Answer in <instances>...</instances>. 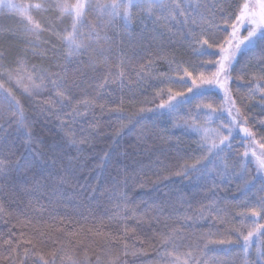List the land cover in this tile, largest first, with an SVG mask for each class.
<instances>
[{"label": "trees", "instance_id": "16d2710c", "mask_svg": "<svg viewBox=\"0 0 264 264\" xmlns=\"http://www.w3.org/2000/svg\"><path fill=\"white\" fill-rule=\"evenodd\" d=\"M13 2L28 11L22 15L19 10L0 9V161L6 164L5 172L0 174V264H241L240 248L233 245V250L225 253L220 249L229 246L210 241L240 237L242 244L241 232L247 235L257 224L264 225V216L241 215L250 208L260 210L264 201V185L259 179L248 191H241L245 179L257 176L249 154L242 156L249 142L241 134L233 137L231 148L214 166L209 165L215 169L210 176L197 179V174L172 175L181 165L192 164L205 155L201 137L188 126L193 122L198 127L210 125L209 109L198 105L212 104L223 109L218 112L219 122H231L224 93L213 88L198 89L185 76V69L193 78L214 70L203 61L217 59L218 49L200 48L188 34L194 30L199 35L203 29L210 42L223 41L228 33L219 13L211 24L193 25L191 20L185 24L183 17L179 22L165 21L166 13L158 6L149 18L147 5L137 4L130 9L133 19L128 27L120 19L106 26L108 16H101L95 8L98 0H89L79 31L87 36L96 26L99 43H92L79 57L66 60L63 36L66 27L70 30V18H61L57 0ZM199 3L226 5L227 0ZM36 4L42 8L37 9ZM28 17L42 30L31 31ZM242 34H246L243 29ZM21 65L29 71L35 68L36 82L43 75L47 86L33 94L26 93V77L22 85L16 83V69ZM262 67L264 42H259L256 48L238 55L228 83L231 100L243 114L241 123L246 117L244 125L260 144L264 142V99L259 91L250 93L248 81L254 74L260 75ZM121 69L125 72L123 80L113 83ZM57 73L63 76L71 103L55 96L50 80ZM238 76L244 79L238 80ZM189 88L193 91L189 92ZM169 89L184 93L173 101L177 107L172 112L159 108L168 100ZM8 91L20 101L31 124L30 146L25 143L24 130L18 127L14 115L18 110ZM84 100L94 103H81L78 107L82 115H68L73 105ZM41 108L47 110L43 115ZM141 108L153 111L133 116ZM202 111L208 117L204 122ZM62 120L66 131L88 140L79 154L75 148H65L67 155L77 158L69 184H57V178H49L34 168L7 166V162L27 155L26 147L50 152L51 145L65 136ZM122 125L127 127L113 143ZM109 145L110 161L97 167ZM241 159L246 161L243 177ZM225 164L229 171L222 178L217 173L224 171ZM210 205L214 210L208 214ZM202 210L205 216L199 219ZM174 229L172 242L163 247L162 234ZM29 239L37 242L35 249L25 243ZM261 245L264 229L254 235L249 259L256 258V248ZM165 251L173 256L163 255Z\"/></svg>", "mask_w": 264, "mask_h": 264}, {"label": "snow or ice", "instance_id": "6c2138e0", "mask_svg": "<svg viewBox=\"0 0 264 264\" xmlns=\"http://www.w3.org/2000/svg\"><path fill=\"white\" fill-rule=\"evenodd\" d=\"M147 5V11L149 18H151L152 9L154 7H159L162 11L166 13L163 19L165 21H177L179 18H184V23L187 24L189 20L193 25H197L200 22H207L211 24V21L215 19L217 13H219L220 18L223 23L226 25L224 31L227 32V36L223 41L217 43L215 41L210 42L209 39L204 37V30H201V33L197 35L194 30H190L189 37L192 39L193 43L199 45L200 48L206 46L208 49H218V58L215 60H205L203 64L212 66L214 70H208L207 72H201L198 77L193 78L192 73L188 72L185 69V76L192 79V83L198 89L207 88L211 90L212 88L220 89L224 95L226 101L229 102V107L227 109L228 116L231 117V122L222 125V127L227 128V135L223 131L214 129L210 130L207 128L201 129L196 126L195 123L188 125L193 131L201 134L200 147L205 151V155L196 159L192 164H183L179 167L178 170L172 173V175L177 177H188L190 174H197V179L201 176H210L211 173L215 170L209 168V165H215L216 160L221 158V154L226 151V149L231 148L232 133L234 129L239 128V131L244 134L246 138H253V132L245 127L244 124L247 123V118L243 117L244 123H241V118L243 114L241 113L240 108L236 107V102L231 100L230 89L228 88V83L231 80V70L233 68L234 62L237 61L238 55L246 52L249 49H254L257 47L259 42H264V0H245L243 3H239L238 0H227V4H201L199 0H188L187 4L183 3V0H171V3H168L167 0H111L110 3L98 2L95 5L96 10L101 16L107 15L108 20L105 22L106 26H111L117 19L123 21L125 27H128L132 22L133 16L130 9L137 5ZM0 6L6 7L10 10H19L23 15L28 11V8L23 7L17 3H14L13 0H0ZM31 7V6H28ZM37 9L42 8L41 4H36ZM90 7L89 0H75L74 3L70 0H57L56 8L60 12L61 18L68 17L70 18V30L68 27L65 28V35L63 36V41L66 45L65 59L71 60L74 57H79L81 54L86 53L88 48L92 43H99L100 34L96 26H92L87 36H83L79 29L84 23L85 14ZM191 9V11H190ZM197 17L199 18L197 20ZM28 23L32 25L31 31L38 32L41 29L38 23H33L31 17H28ZM159 19V17H158ZM230 28V31L228 29ZM242 29L247 32V35L242 34ZM117 68H121V65H116ZM17 78L16 83L22 85L24 78L26 77L28 84L24 85V91L29 94H33L36 91H39L45 88L47 85L45 83L46 77L41 75L39 83L36 82L37 78L35 76V68L31 71L27 70L23 65L16 69ZM23 72V76H20L19 73ZM111 74V73H110ZM55 79L50 80L52 88L55 90V96L59 97L60 101H68L71 103L70 96L67 94L68 89L62 83L63 76L57 73L54 74ZM139 76V73L137 74ZM125 72L121 69L118 75L113 79V83L117 79L123 80ZM9 78L11 79V73H9ZM238 80H243L242 76L236 77ZM183 77H181V80ZM199 81V83H197ZM105 82H107V77H105ZM264 67L260 70V75H253L248 81L250 93L255 94L257 91L261 93L262 99H264ZM255 84V87H253ZM104 85L101 84L100 87ZM0 88H3V85L0 84ZM7 91V90H5ZM189 92H192L193 89L189 88ZM169 97L167 101H163L160 105V109H167L169 112L175 111L177 103L173 101L177 100V97L184 96L182 92L172 93L169 89ZM8 97H10L11 102H14L17 112L14 115L17 116L18 127L24 130L26 135V145H31L33 142V132L31 124L27 122V117L23 107L20 104V101L12 95L10 91L7 92ZM159 95V93H158ZM83 103L85 106H91L93 101H78L77 105H73L71 112L68 115H82L79 112V105ZM65 106V105H62ZM198 108L205 107L209 109L208 115L211 118L212 114L223 111V109H218L213 107L212 104L207 105H198ZM47 110L41 108L40 113L43 115ZM153 111V109H139V113H134L133 116L139 115L145 112ZM59 118V117H58ZM131 122V118H130ZM64 121H61L62 131H65L64 138L57 140L51 145L50 152L41 150L39 147L33 149L31 147H26L25 151L27 155H21L15 161L7 162V166L14 168H27V169H37L41 174L47 173L49 178H57V184H69L70 178L74 175V158L70 155H67L65 152L66 147L75 148L77 153L83 151L82 145L88 143L86 137L77 138L74 133H69L63 128ZM187 123V122H186ZM127 125H122L121 129L117 130L113 143L116 142V137H119L121 132ZM112 145H109V149L103 152V155L100 157V164L97 167H103L104 164L111 159ZM261 148H264V142L261 143ZM252 155L256 157L257 162V176L250 179H245L242 192L248 191L252 186L255 180L259 179L264 185V176L260 174L264 173V153H261V156H257L255 152H252ZM243 157L248 156V151L246 150L243 154ZM65 158L67 163H65ZM50 161V162H49ZM206 161V163H205ZM59 164V169L57 165ZM240 175L243 177L244 172L246 171V161L241 159L239 161ZM6 170V164L4 161H0V174H3ZM229 167L225 164L224 171L217 173L222 178L228 175ZM62 173V174H61ZM168 179V177H164ZM126 183V180L124 181ZM119 181H117V185ZM83 187V186H82ZM143 187V185H141ZM36 190L35 188L33 189ZM57 189H54V191ZM95 188H93V192ZM118 194V193H117ZM2 210V209H0ZM214 208L212 205L208 208V214H211ZM119 215V212H117ZM242 216L249 215L250 217H261L264 216V201L261 202L260 210L256 208H250L248 213H241ZM205 212L202 210L199 214V219H203ZM185 219H193V217H185ZM264 229V225L257 224L256 227L247 232V235H244L243 232L240 233L243 239V243H240V237L236 240L232 239H221L216 241H210V243H215L219 245H227L220 249L225 253L231 252L233 249L231 246H236L241 249L242 257L241 264H264V245L257 246L255 252V259H249L251 255V242L256 234V232ZM176 230L174 229L172 233L162 234L160 243L163 247L167 248V245L172 242ZM6 243H11V241H6ZM26 244H31L32 248L37 247V242L29 239L25 241ZM27 252L28 249H25ZM165 256H173L172 252L165 251L163 253ZM187 255L190 257L192 253L189 252ZM41 260L44 259L43 256L40 257ZM175 259H179L178 257ZM45 264L49 262L45 261ZM99 264V262H98ZM183 264H188L187 261H184Z\"/></svg>", "mask_w": 264, "mask_h": 264}, {"label": "rangeland", "instance_id": "374dc122", "mask_svg": "<svg viewBox=\"0 0 264 264\" xmlns=\"http://www.w3.org/2000/svg\"><path fill=\"white\" fill-rule=\"evenodd\" d=\"M2 6H0V9H1ZM244 32H246L244 30ZM247 35V32L246 34ZM214 90H216L217 92H222L220 89L218 88H213ZM165 110V109H163ZM216 114V115H215ZM215 114H212L211 116V122H210V125H207L206 127H203L201 126L200 128L201 129H204V128H207V129H210V130H214V129H218V130H221L223 131V133L225 135H227V128L226 127H222V125L226 124V123H230V122H223L221 120V122H219L218 119H220V116H219V113H215ZM201 116H202V121L204 122L205 120H207V116L203 114V111L201 113ZM245 126V125H244ZM246 127V126H245ZM238 134H240L239 132V128H238V132L236 133L235 129L232 133V137H230V140L233 138V137H236ZM200 137L202 135L201 134H198ZM248 142H249V146H248V154L250 156V158L253 160L255 166L257 167V162H256V157H254L252 155V152H255L257 156H261V153H263V148H261V144L253 137V138H249L248 139Z\"/></svg>", "mask_w": 264, "mask_h": 264}, {"label": "water", "instance_id": "95a60500", "mask_svg": "<svg viewBox=\"0 0 264 264\" xmlns=\"http://www.w3.org/2000/svg\"><path fill=\"white\" fill-rule=\"evenodd\" d=\"M239 132H240V131H239ZM240 134H241L242 138H243L245 141H248L249 138H246V137L244 136V134L241 133V132H240Z\"/></svg>", "mask_w": 264, "mask_h": 264}]
</instances>
